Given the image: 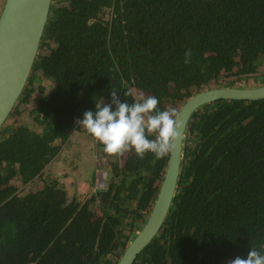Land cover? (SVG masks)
<instances>
[{
	"label": "trees",
	"instance_id": "trees-1",
	"mask_svg": "<svg viewBox=\"0 0 264 264\" xmlns=\"http://www.w3.org/2000/svg\"><path fill=\"white\" fill-rule=\"evenodd\" d=\"M263 63L264 0H51L33 67L0 127V264H115L142 222L167 155L105 153L74 123L94 99L107 103L114 89L121 101L155 96L158 109L176 110ZM182 156L165 222L132 264L264 253V98L200 106ZM95 168L108 172L104 188Z\"/></svg>",
	"mask_w": 264,
	"mask_h": 264
},
{
	"label": "water",
	"instance_id": "water-1",
	"mask_svg": "<svg viewBox=\"0 0 264 264\" xmlns=\"http://www.w3.org/2000/svg\"><path fill=\"white\" fill-rule=\"evenodd\" d=\"M51 0H4L0 8V127L19 97L33 67ZM264 98V83L256 86L211 85L194 91L176 109L180 135L167 154L155 197L142 222L129 238L115 264H132L157 235L169 213L183 162V139L191 115L217 99Z\"/></svg>",
	"mask_w": 264,
	"mask_h": 264
},
{
	"label": "clouds",
	"instance_id": "clouds-1",
	"mask_svg": "<svg viewBox=\"0 0 264 264\" xmlns=\"http://www.w3.org/2000/svg\"><path fill=\"white\" fill-rule=\"evenodd\" d=\"M188 56L186 52V63ZM109 96V102L103 104L94 99V108L74 121L102 145L105 153L119 155L131 150L137 157L152 153L160 159L174 148L181 126L174 108L158 109L155 96L141 95L131 103L126 98L121 101L114 89ZM123 96L130 97L132 93L126 89ZM229 264H264V253L250 248L246 258L237 256Z\"/></svg>",
	"mask_w": 264,
	"mask_h": 264
},
{
	"label": "rangeland",
	"instance_id": "rangeland-1",
	"mask_svg": "<svg viewBox=\"0 0 264 264\" xmlns=\"http://www.w3.org/2000/svg\"><path fill=\"white\" fill-rule=\"evenodd\" d=\"M4 0H0V8L2 6V3H3ZM264 64V63H263ZM258 75V76H256ZM231 78H234L231 77ZM261 83H264V65H261L259 66L257 72H254L253 74H249L247 76H240V77H236V80L234 82L235 85H241V86H244V87H249V86H256V85H259ZM23 121H25L23 118H22ZM81 135V134H80ZM74 137V136H73ZM82 137H79L78 139H81ZM88 137L85 138L84 142H88ZM76 145V142H75V139L73 138L72 140H70V142L67 144V147H66V150L67 152L65 153L64 155V158L66 159L68 156H71L73 155L72 153V150H70L69 148L71 146H75ZM67 160V159H66ZM69 162H71V167H74L75 166V161L73 159H69ZM58 165V164H57ZM59 166V165H58ZM48 174H50L49 171H47ZM94 176V174H93ZM133 234V233H132ZM131 234V235H132ZM131 237V236H130Z\"/></svg>",
	"mask_w": 264,
	"mask_h": 264
},
{
	"label": "built area",
	"instance_id": "built-area-1",
	"mask_svg": "<svg viewBox=\"0 0 264 264\" xmlns=\"http://www.w3.org/2000/svg\"><path fill=\"white\" fill-rule=\"evenodd\" d=\"M108 181V172L104 168H95L94 185L98 188H104Z\"/></svg>",
	"mask_w": 264,
	"mask_h": 264
}]
</instances>
